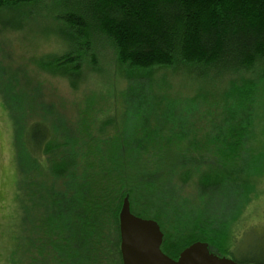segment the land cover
<instances>
[{
	"label": "trees",
	"instance_id": "1",
	"mask_svg": "<svg viewBox=\"0 0 264 264\" xmlns=\"http://www.w3.org/2000/svg\"><path fill=\"white\" fill-rule=\"evenodd\" d=\"M38 1L0 0V8ZM52 1L54 18L68 29L71 42L48 66L73 73L93 68L102 42L127 72L185 65L219 74L258 66L264 78V0ZM6 78L0 99L12 121L18 196L25 195L37 212L23 244L24 253L35 256L28 264H121L118 212L125 196L133 214L173 227L161 243L172 258L204 241L217 255L264 264V258L237 257L228 228L264 168V150L255 154L253 147L264 146V128L256 133L261 82L248 81L235 90L213 136L189 138L184 129L157 126L136 128L140 138L129 142L125 132L119 133L123 140L117 131L109 134L110 118L99 128L82 118L77 132L69 127L59 132L47 116L28 122L35 99L18 89L11 75ZM175 135L183 143L174 149L169 144ZM189 180L199 196L202 190L214 192L225 207L207 210L209 198L202 197L203 211H190L177 184ZM23 210L29 213L26 206ZM18 257L14 250L7 264H18Z\"/></svg>",
	"mask_w": 264,
	"mask_h": 264
},
{
	"label": "rangeland",
	"instance_id": "2",
	"mask_svg": "<svg viewBox=\"0 0 264 264\" xmlns=\"http://www.w3.org/2000/svg\"><path fill=\"white\" fill-rule=\"evenodd\" d=\"M54 7L52 0H41L0 8V70L6 73L0 76V85L11 75L18 89L33 95L34 109L26 115L28 122L47 116L58 125L59 132L64 127L77 132L82 118L94 122L95 128L103 127L110 118L106 130L109 134L117 131L118 140L124 137L132 142L140 138L134 134L136 128L157 126L168 131L186 130L189 138L195 134L204 139L213 136L215 129L222 125L225 108L235 90L248 81H257L261 82L257 86L261 110L256 133L264 128V78H259L258 66L219 74L199 73L196 67L185 65L127 72L115 62L109 45L102 42L97 56L99 63L93 68L84 66L73 73L54 64L48 66L71 42L68 29L54 18ZM129 91L130 96L126 98ZM43 110H49V114ZM121 132H125L122 137ZM260 136L257 135V140L263 138ZM181 139L175 135L169 145L175 149L178 143H183ZM253 147L255 154L264 150L257 142ZM18 177L12 121L0 99V264L9 263L14 250L20 257L18 264H28L34 256L31 252L24 253L23 244L28 227H34L29 221L37 212L25 195L18 196ZM252 182L254 190L228 228L235 236L232 244L237 257L260 259L264 258V168ZM177 184H180L181 199L186 200L192 212L205 204L202 197L209 198L207 210L226 205L214 192L202 190L199 196L192 180ZM61 203L65 204V199ZM24 206L29 211L26 215ZM172 228L160 225L163 235L173 233ZM178 228L191 230V227Z\"/></svg>",
	"mask_w": 264,
	"mask_h": 264
},
{
	"label": "water",
	"instance_id": "3",
	"mask_svg": "<svg viewBox=\"0 0 264 264\" xmlns=\"http://www.w3.org/2000/svg\"><path fill=\"white\" fill-rule=\"evenodd\" d=\"M118 234L121 264H244L213 253L204 241L192 242L176 258L168 256L161 250L158 222L133 214L127 196L118 212Z\"/></svg>",
	"mask_w": 264,
	"mask_h": 264
}]
</instances>
